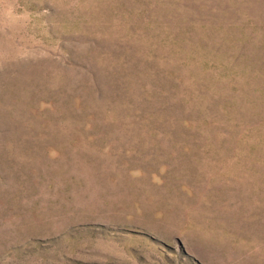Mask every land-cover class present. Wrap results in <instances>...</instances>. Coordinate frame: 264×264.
Masks as SVG:
<instances>
[{"label":"rangeland","instance_id":"374dc122","mask_svg":"<svg viewBox=\"0 0 264 264\" xmlns=\"http://www.w3.org/2000/svg\"><path fill=\"white\" fill-rule=\"evenodd\" d=\"M0 264H264V0H0Z\"/></svg>","mask_w":264,"mask_h":264}]
</instances>
